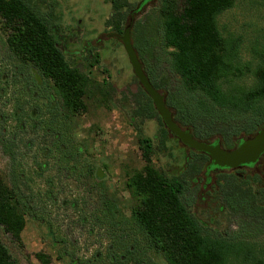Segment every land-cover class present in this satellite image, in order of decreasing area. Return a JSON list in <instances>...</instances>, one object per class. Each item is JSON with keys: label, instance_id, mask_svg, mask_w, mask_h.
Segmentation results:
<instances>
[{"label": "trees", "instance_id": "obj_1", "mask_svg": "<svg viewBox=\"0 0 264 264\" xmlns=\"http://www.w3.org/2000/svg\"><path fill=\"white\" fill-rule=\"evenodd\" d=\"M236 1L159 0L158 7L131 28L132 46L144 74L164 96L173 121L194 139L225 150L264 128V36L252 48V59L244 62L241 40L223 35L218 27V17ZM110 5L107 24L116 22L121 27L138 7L128 0H110ZM0 19L9 32L7 48L19 64L11 68L6 63L2 74L12 81L33 83L7 84L6 88L0 84V101L10 90L9 102L15 104L14 111H21V99L33 102L38 88L47 106L37 125L29 126L30 132L40 136L37 144L29 139L18 146L17 134L26 129L21 126L22 114H10L19 132L5 141L12 164L7 181L0 177V229L5 234L19 243L26 217L44 225L57 258L68 264H264V248L250 241L264 234V207L248 182L233 174L235 170H217L215 184L237 232L217 234L191 213L189 179L211 178L206 174L209 158L192 150L182 174L170 177L154 168V146L140 138L144 167L126 182L137 204L129 220L120 217L116 193L94 182L87 151L69 131V118L85 112V99L97 87L67 61L58 46L54 0H0ZM31 70L42 84H37ZM131 98L130 118L156 121L159 144L164 147L169 132L150 98L140 86ZM20 148L25 153L18 152ZM66 182L74 183L80 192L60 200ZM52 208L76 214V223L88 236L103 238V252L80 256L51 219ZM35 257L49 264L48 256L38 253ZM0 264H20L1 241Z\"/></svg>", "mask_w": 264, "mask_h": 264}, {"label": "rangeland", "instance_id": "obj_2", "mask_svg": "<svg viewBox=\"0 0 264 264\" xmlns=\"http://www.w3.org/2000/svg\"><path fill=\"white\" fill-rule=\"evenodd\" d=\"M128 1L137 5L141 0ZM158 1L153 0L133 21L128 16L121 27L116 22L107 24L112 14L110 0H54L56 19L53 30L58 46L67 61L86 74L97 87L93 94L85 99V112L69 118V131L87 151V159L93 166L94 182L97 185L105 184L110 191L116 193L119 215L126 220L130 219L131 209L137 204L126 187V182L144 167L138 140L146 139L153 144V166L166 176L178 177L182 174L192 154L170 133L164 147H160V126L156 121H137L130 118L134 110L131 97L140 85L134 77L121 38L125 28H132L136 22L144 19L158 7ZM218 27L223 35L241 40L242 59L244 62L250 61L252 48L263 41L264 1L237 0L232 9L218 17ZM8 34L0 19V66L8 63L11 68H16L19 64L6 45ZM134 45L138 46L137 43ZM166 74L164 71V75ZM5 91V98L0 101V117H5L0 119V177L7 181L12 162L6 154L8 143L5 141H10L12 134L19 132L15 130L16 121L10 114H22L21 126L26 130L17 134L16 143L19 147L29 139L35 144L41 142V139L39 134L29 131V126L34 123L25 115L27 112L22 113L33 103L30 98L27 101L21 99L22 111H14L15 104L9 102L12 91ZM17 151L25 153L22 148ZM25 159L28 160L25 163L29 167L31 161L29 157ZM237 174L240 180L248 182V187L264 207V157L250 171L240 170ZM216 175L217 173L212 174L211 185L205 189L201 185L200 176L189 179L193 196L190 211L205 228L220 235H232L238 231V227L218 198ZM74 185L72 182H66L65 193L60 196V200L80 192ZM51 210V219L56 227L78 249L80 256L89 258L97 251L103 252V238L101 239L100 235L88 236L82 226L76 223V214L66 208ZM250 239L246 238L264 248V234ZM0 241L6 246L11 257L20 264H41L35 257L38 253L48 256L49 264H68L66 259L57 258L44 225L27 217L19 243L14 242L2 229Z\"/></svg>", "mask_w": 264, "mask_h": 264}, {"label": "water", "instance_id": "obj_3", "mask_svg": "<svg viewBox=\"0 0 264 264\" xmlns=\"http://www.w3.org/2000/svg\"><path fill=\"white\" fill-rule=\"evenodd\" d=\"M150 1L153 0H142L137 9L130 14V20L133 21L135 14L139 13ZM121 43L127 54L134 77L150 98L155 111L162 120L163 126L180 144L189 150L206 155L210 160L209 167L217 169L236 170L243 166L254 165L260 160L264 155V128L254 136L239 143L232 150H225L218 144H209L194 139L188 130L181 128L173 121L172 114L165 105L164 96L153 88L144 74L142 65L132 46L131 26L125 28ZM36 79L39 82L37 76Z\"/></svg>", "mask_w": 264, "mask_h": 264}, {"label": "flooded vegetation", "instance_id": "obj_4", "mask_svg": "<svg viewBox=\"0 0 264 264\" xmlns=\"http://www.w3.org/2000/svg\"><path fill=\"white\" fill-rule=\"evenodd\" d=\"M141 2H142V0L137 4V6H139V4ZM151 2L152 1H150L145 7H143V9L139 13L135 14L134 19L136 17H138L142 12H144V10L147 8V6ZM135 9H137V7ZM1 68H2V66H0V84H4V85H7V84H21V85H24V84H33L31 82H25V81H23L21 79L20 80H17V81H12L10 79H7V74H2V69ZM31 73L36 78V74H35L34 70H31ZM37 84H42V83H40V82L37 81ZM49 84H51V83H49ZM34 94H35V96L33 98V103L29 104V106L27 107V109L24 112H22V113L25 114V112H27L26 114H28V118L30 120H33L35 122L34 125H37L38 121L40 120V118H39L40 114H44L47 111L46 110L47 106H46V102H42V99L40 98V95H39L40 93H39V89L38 88L36 89V91L34 92ZM19 115H20V113H19ZM0 119L3 120V119H5V117L4 116H1ZM262 158H260V160ZM260 160L256 164H254V165H251V166H243L244 168L243 167H240V168L236 169L233 172V174L236 177H238V180H240V176H239V174H237V171H240V170H248V171H250L251 169H253L260 162ZM207 169H209L210 171L208 173H206V174H208V176H210V177L212 176L213 173H216L217 170H226V169H217V168H213V167H209V166L207 167ZM200 177H201V180H202L201 181L202 182L201 185H202L203 189H205L207 186H210L211 185L210 184V182H212V181H210V180H212L211 178L207 179L205 176H201V175H200ZM208 180H209V182H207Z\"/></svg>", "mask_w": 264, "mask_h": 264}]
</instances>
